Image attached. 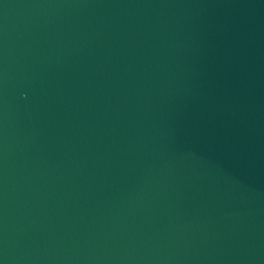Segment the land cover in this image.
Returning a JSON list of instances; mask_svg holds the SVG:
<instances>
[{
  "label": "water",
  "instance_id": "95a60500",
  "mask_svg": "<svg viewBox=\"0 0 264 264\" xmlns=\"http://www.w3.org/2000/svg\"><path fill=\"white\" fill-rule=\"evenodd\" d=\"M0 264H264V0H0Z\"/></svg>",
  "mask_w": 264,
  "mask_h": 264
}]
</instances>
